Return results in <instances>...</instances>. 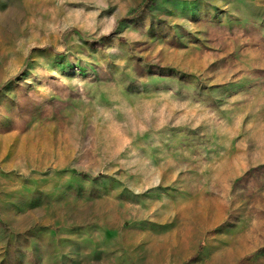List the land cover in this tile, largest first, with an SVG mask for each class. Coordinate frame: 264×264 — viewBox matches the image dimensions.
<instances>
[{
	"label": "rangeland",
	"instance_id": "1",
	"mask_svg": "<svg viewBox=\"0 0 264 264\" xmlns=\"http://www.w3.org/2000/svg\"><path fill=\"white\" fill-rule=\"evenodd\" d=\"M0 264H264V0H0Z\"/></svg>",
	"mask_w": 264,
	"mask_h": 264
}]
</instances>
